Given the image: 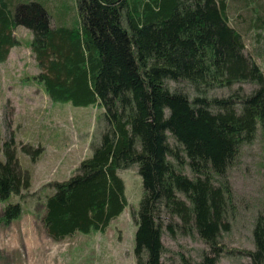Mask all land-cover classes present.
<instances>
[{
    "label": "trees",
    "instance_id": "1",
    "mask_svg": "<svg viewBox=\"0 0 264 264\" xmlns=\"http://www.w3.org/2000/svg\"><path fill=\"white\" fill-rule=\"evenodd\" d=\"M49 1L0 0V62L19 45L14 29L26 28L40 69L33 79L46 96L98 105L102 124L90 155L44 199L47 236L104 232L126 206L117 172L136 165L134 264H173L163 258L164 234L193 236L207 247L192 264H216L223 253L264 264V208L254 217L252 250L221 243L233 208L228 171L258 132L264 152V71L229 23L234 0H71L61 9L74 11L69 25L56 15L52 25ZM168 81H184L192 93ZM215 88L228 92L210 95ZM13 142L0 144L3 226L20 218L30 182Z\"/></svg>",
    "mask_w": 264,
    "mask_h": 264
},
{
    "label": "rangeland",
    "instance_id": "2",
    "mask_svg": "<svg viewBox=\"0 0 264 264\" xmlns=\"http://www.w3.org/2000/svg\"><path fill=\"white\" fill-rule=\"evenodd\" d=\"M63 3L73 6L71 0L47 2L52 25L55 15L63 17L68 25L73 19V10L61 12ZM263 16L264 0L228 2L230 25L242 34L246 53L264 71V25L260 26ZM12 34L19 45L10 48L6 59L0 62V144L13 138L17 160L28 173L30 182L28 190L22 193L20 218L6 226L0 224V264H134L133 213L141 196L136 165L117 172L124 184L126 206L104 232L75 233L54 241L44 231L40 221L44 199L53 192L54 183L67 180L90 155V146L99 136L102 109L98 105L52 102L33 79L40 69L29 47L30 32L17 27ZM167 85L192 93L184 81H168ZM243 86L249 90L252 85ZM227 92L226 88L209 90L212 96ZM259 133L243 148L237 163L228 171L233 208L228 231L221 239L228 250L253 249L254 217L264 208V152ZM22 147L30 148L28 154L22 152ZM2 207L0 204V212ZM161 240L166 250L163 258L173 264H181L179 255L191 264L196 263L201 252L207 249L196 237L188 235L171 238L164 234ZM249 263L247 257L223 253L216 264Z\"/></svg>",
    "mask_w": 264,
    "mask_h": 264
}]
</instances>
